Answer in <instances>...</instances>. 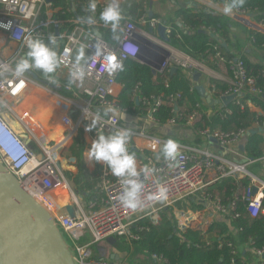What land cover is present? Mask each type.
I'll return each instance as SVG.
<instances>
[{
  "label": "built area",
  "instance_id": "obj_1",
  "mask_svg": "<svg viewBox=\"0 0 264 264\" xmlns=\"http://www.w3.org/2000/svg\"><path fill=\"white\" fill-rule=\"evenodd\" d=\"M97 1L100 3L108 0ZM227 6L229 5L225 7ZM44 7H54L53 0L49 2L47 0H0V33H6L7 38L19 46L10 56L0 54V158L4 165L16 176L24 189L47 208L53 209V191L57 187L65 186L67 180L56 159V147H50L49 142L40 139L43 130L36 123H31L28 120L34 114L31 115L29 110L25 112L29 113V117L24 116L22 111L26 109L21 107L28 88L34 84H41L42 80L38 74L37 79L27 73L22 77H15L12 75V69L18 59L27 56L28 39L43 40L54 36L56 42L53 47L59 58V67L53 75H50L51 79L48 77L49 82L47 80V82H42L46 83L44 84L46 89H52L62 94L71 93L68 100L72 105L73 112L71 114L64 113L63 125L74 126L81 119L92 121L95 115L99 114L100 119L95 125V134L98 133L97 131L129 130L135 146L139 142L143 143L140 146L137 145L144 156L143 163L137 166L138 170L145 166L155 170L152 176L144 180L142 198L156 194L158 186L167 189L166 199L149 202L143 210L133 212L123 206L120 195L124 186L120 178L115 176L103 181L105 196L102 199H96L87 204L76 203L74 217L68 213H58L52 210L54 218L62 226L75 247L77 264H143L135 259L116 260L109 256L110 253L98 256L92 246L104 248L106 253V249L111 245L109 243L111 238L122 237L130 242L138 239L133 230L136 223L142 218H152L151 216L160 218L162 211L167 208H171L175 212L178 211V229L185 231L192 226L191 219L201 212V210L190 207L188 202L190 199L193 202L206 200L207 207H209V203L219 216H227L231 210L229 207L222 204L219 199H208L205 195L206 188L212 182L223 177L249 176L254 186L259 187L256 183L257 180L251 176L244 165L227 161L224 157L209 150L189 147L179 142L177 143L180 147L175 159L167 160L162 154V147L167 141L166 139L153 135L143 128L131 130L121 124V114L128 113L129 110L119 102L116 88L119 82L116 78L122 64L127 59L148 64L161 73L171 70L173 67L180 68L189 75L195 71L202 73L208 71V66L202 60L192 57L171 43L162 41L157 35L150 32V28L155 29L162 22L161 18L148 19L147 15H143L137 23L129 17L123 16L117 28L118 35L112 43L107 41L103 34L98 37L94 31L93 27H96L101 32L99 18L94 15L96 9L88 10L82 16L92 15L94 21L88 24L77 16L71 19L55 17V12L60 8L53 15L48 16L47 9ZM223 9L220 13L226 15ZM226 16L231 20H242L248 27L257 31H264V18L253 19L255 14L249 10L233 8L232 13ZM67 22H71L73 25L71 31L66 29L61 31L59 27L62 28ZM141 25L147 26L149 29ZM108 28H111V25H108ZM182 28L184 29V27ZM171 30L172 26L167 27V33ZM215 51L216 57L221 60L225 59L217 47H215ZM81 52H83V59L80 60V65L85 71V76L82 81L72 82L71 72L74 70L77 57ZM229 61L232 63L233 69L230 88L219 98L235 95L233 101L241 105L240 97L246 93L252 95L264 93V89L257 85L256 79L247 74L243 60L237 58ZM113 63L118 64L119 67L113 69L111 67ZM53 81L55 83L50 84ZM215 91L216 87L212 85L210 93L213 94ZM180 97V93L172 94L170 103L176 104ZM134 99L138 100V104L142 106L136 110L139 111V116L143 120L152 118L156 121L153 114L165 104L162 96L140 97L135 94ZM109 107L116 111L105 112V109ZM200 107L201 105H197V108ZM226 112H230V110H226ZM5 115H10L20 125V133L16 132ZM196 118V112L190 114L186 124H193ZM167 122L174 125L178 123L175 116L168 119ZM198 133L206 139H217L220 146L227 148L238 143L249 132L240 130L236 133L224 134L204 129L198 130ZM26 136L31 138L30 144L25 142ZM33 143L40 147L41 155H38L32 148ZM211 173L215 174L213 179L210 177ZM140 179H144L143 174ZM253 188L245 189L243 201L247 204L250 215L256 217L264 211L262 203L264 195L263 193L254 194ZM182 201L188 202L189 206L186 205L183 208ZM215 221H211L209 217L200 218L204 230ZM87 229L91 232L92 241L81 242ZM254 252L259 257L257 260L249 262L244 258L241 260L233 258L231 264H264V249H254ZM148 255L154 264H168L163 256ZM110 259L112 260L110 261Z\"/></svg>",
  "mask_w": 264,
  "mask_h": 264
},
{
  "label": "trees",
  "instance_id": "obj_2",
  "mask_svg": "<svg viewBox=\"0 0 264 264\" xmlns=\"http://www.w3.org/2000/svg\"><path fill=\"white\" fill-rule=\"evenodd\" d=\"M213 1L218 2L219 0ZM225 1L227 5L234 2V0ZM91 2L96 4L94 15L99 18V28L103 36L113 43L118 35L117 30L114 33L112 28H108V25L100 19V13L110 1L98 3L97 0H73L72 3L71 0H56L54 7L60 9L55 12V17L71 19L77 15L83 16L90 10ZM120 4L122 17H129L137 23L143 15H148L150 11V2L147 0H125ZM240 9L249 10L258 19L264 18V0H245ZM152 18L160 17L153 13ZM176 19L182 22L184 29L172 23V30L168 33L171 45L205 63L210 61L224 63L229 67L231 74L233 69L229 60L240 58L245 63L247 74L254 77L257 85L264 89V67L252 63L245 55L236 56L230 52L229 48L222 46L220 40H225L228 45L232 44L230 19L226 15L210 12L207 8H189L183 5L176 12ZM72 27V23L67 22L59 29L71 31ZM212 34L219 38L216 39ZM250 35L255 46H264V33L250 30ZM41 41L48 44L49 38ZM236 46L238 48V44ZM215 47L222 53L224 60L216 57ZM36 72L42 81H48V76L40 70ZM116 80L122 85L119 102L131 112L141 106L134 99L135 94L140 97L162 96L164 98L165 104L153 114L159 124H166L168 119L175 116L179 126H186L188 116L194 112L197 113V118L192 125L195 131L208 129L211 132L228 134L240 130L258 129L264 124V114L259 115L250 106L251 103L264 111V93L259 95L246 93L240 97L241 105L232 101L227 106L218 104L210 106L192 85V77L180 68L174 72L166 70L161 73L148 64L127 59L122 64ZM213 83L216 87V97H220L230 88V83L218 80ZM175 93H180L181 97L176 104H171L170 96ZM63 94L71 96V93ZM197 105L201 107L197 108ZM211 109L212 114L208 115ZM12 120L8 121L12 127L15 123L13 128L20 133L19 124ZM256 124L259 126L256 127ZM263 143L264 136L261 132L248 134L244 141V154L253 160L262 158L264 156ZM83 148L84 144L80 136L75 138L69 148V157H76L77 165L83 162ZM65 174L75 181L77 193L83 195L87 202L99 199L98 191L101 190L104 193L102 180L99 179L97 173H89L86 168H79L75 175L69 171ZM249 187H254L249 176L223 177L211 183L206 188L205 195L208 199H219L222 204L229 207L231 210L227 216L224 218L220 216V219L218 218L206 230L202 229L200 220H196L192 222L191 227L182 231L178 229L176 220L171 218L172 215L169 214L170 210L167 208L161 213L160 223H155L148 218L140 219L133 229L138 239L132 240V243L145 253L163 256L168 264H231L233 258L242 259L238 252L237 242L249 243L254 249L262 250L264 249V211L256 217H252L248 212L247 204L243 201V194ZM262 203L264 207V198ZM191 206L195 210L205 209L206 200H195ZM226 220L229 222L227 223Z\"/></svg>",
  "mask_w": 264,
  "mask_h": 264
},
{
  "label": "crops",
  "instance_id": "obj_3",
  "mask_svg": "<svg viewBox=\"0 0 264 264\" xmlns=\"http://www.w3.org/2000/svg\"><path fill=\"white\" fill-rule=\"evenodd\" d=\"M55 1L56 0H53V3ZM108 1L111 2V0H108ZM123 1H125V0H118V2H123ZM147 1L150 2V9L149 10H152L154 12V14L159 15V17L162 19V21L163 20L167 21L166 27H169V26L171 27L173 22L177 24V22L180 21L179 19H176V12L183 5H187V7H189V8H192V7H194V8H199V7L207 8L210 12L213 11V12H219V13L223 9V7H225L227 5L225 0L224 1L219 0L216 3H214L210 0H147ZM44 8L47 9V15L51 16L54 14V12L56 10H58L59 7H52V8L44 7ZM147 16H148V19L152 18V17H150L149 14ZM255 18L256 17H253V19H255ZM141 26L149 29V27H147V26H143V25H141ZM156 28L154 29V32H152V33L159 37V34H158ZM250 30H256V29L248 27L245 23H243L242 20H239V19L231 20L230 19V32H231L232 44L228 45L225 40H220V41L222 42V46H223V44L227 45L226 47L225 46H223V47L229 48L230 52L234 53L236 56L245 55L247 57V59H249V61H251L252 63L260 64L264 67V46L258 47L252 43ZM260 32L264 33V31H260ZM215 38L218 39L219 37L216 36ZM236 44H238V48H237ZM17 47H19L18 44L14 43L13 41H10L7 38L6 33H0V54H2L3 56H10L17 49ZM205 65L208 66V71L204 72V73L201 72L202 75L199 77L198 81L194 80V78H193L194 73L192 75H190L192 77V85L194 86V88L198 84L204 85L205 88L207 89L209 95H211L214 99L218 100L220 98L215 96L216 91L213 94L210 93L211 92V86L215 85L213 82L215 80H218V81L226 82L229 84L232 74L230 73L229 67L224 63L220 64V63H215L213 61H210L209 63H205ZM178 69L179 68H177L176 70H178ZM31 71H33L37 75L36 71H34V70H31ZM171 71L174 72L173 69H171ZM27 74L31 75L29 73H27ZM40 82H41V84H34L28 88V90L25 94V97L28 95L27 96L28 98L24 102V99H25V97H24V99L22 101V102H24L23 107L26 109L25 111H23V113H24L23 115L29 117V113H25V112L29 111L30 109H32V110L34 109V111H33V112H35V113H33L34 115L29 117L28 120L31 123L34 122L36 124L39 121H41L40 122L41 124H39V128H45L46 129L48 127L49 123H51L50 119H52V121H54L58 117L57 121L59 122V119H60L61 123H63L64 113L66 112V113L71 114L73 112V110H72V105H71L70 101L68 100L69 99L68 96H65L61 92L59 93V92H56L52 89H46L44 87V84H46V83H44L42 81H40ZM116 88H117L118 94L120 96V94L122 92L121 84H118ZM38 89H39V91H38ZM41 93H43L44 96H42ZM203 100L205 101V99H203ZM59 101L62 104L63 103L67 104V106H65V107L62 106ZM215 104H218L221 106L224 105L222 102L221 103H215ZM209 105L211 106V104H209ZM21 106H22V104H21ZM250 106H251V109L254 112H257L259 115L264 114V111L261 108L256 107V106L252 105L251 103H250ZM38 109L41 110L40 113H36V111ZM139 114L140 113L138 110H135L134 112L129 111L128 113H122L120 118H121V124L123 125V127L127 128V129H131V130H140L143 128L146 131L150 132L151 134L162 137L166 140L173 139V140H175L179 143H183L189 147L206 149V150H209L210 152H212L218 156L224 157L227 161H233L237 164L244 165L246 167V169L248 170V172L251 174V176L257 180L256 183L259 185L257 193H263V195H264V159H263L264 156L260 159H257V160H253V161L249 160V161L244 162L245 159H248L249 157L246 156L244 154V151H242L240 149V146L244 144L245 138L249 133L246 136L242 137V139H240L238 141V143L231 145L230 147L223 148L222 146H220V144L218 142L213 141L211 139H206L204 136L200 135V133H198V131H195L192 127L193 124H186V126H179L178 124L174 125V124H170L168 122L166 124H159L158 121H155L152 118H148L146 120H143V119H141ZM211 114H212V109L208 111V115H211ZM35 116L37 118H35ZM6 118L11 119L10 115H6ZM91 122L92 121H88V120L84 121L83 119H81L77 124H75L74 126H70V127H66L65 125H62L59 123L61 126H63L65 128L64 131L54 129L53 132H51L49 134L52 136V134L62 133V135H63L62 140L63 139L64 140L63 141L62 140L57 141V143H56V146L60 145V149H61L60 150V157L61 158H62L61 155H63L66 151H68L69 148L72 146V144L75 141V138L80 136L81 140L84 144L83 166L81 167V169L86 168L89 171V173H97L99 179L102 180V188H103V181L106 178H114L115 176L113 174H111L109 176H104V173H102L101 167H100V163L102 165H103V163L102 162H96L95 160L90 161L88 159V151L91 147V143H92V141L97 139L95 137L96 126L94 128H92L91 130H88V126L91 124ZM258 126L259 125H257L256 127H258ZM18 127H19L18 129L20 130L21 129L20 125ZM260 128H262L263 131H257V132H261L262 135L264 136V126H262ZM260 128H258V129H260ZM258 129H256V130H258ZM97 132H98V136L99 135L107 136V135L114 133L112 131H110V132L109 131H97ZM248 132H250V131H248ZM49 139H52V137H50ZM201 143L204 144L206 147L201 148ZM142 144H143L142 142L137 143L138 146H140ZM137 145L135 146L131 137L129 136V142H128L127 147L129 149V152L134 151L137 153L138 158H139V160L137 161V163H138L137 166H139L143 163L144 156H143V153L138 149ZM262 147L264 149V143H263ZM70 158L71 157H69V162L71 164L70 165L71 167L70 168L68 167L64 170V175H65V178L67 179L68 182L71 179H68L65 172L69 171V172L73 173V175H75V174H77V172L79 170L78 165L76 164V157H74L75 161H70ZM59 163H60V161H59ZM60 165H61V163H60ZM104 165H106V164H104ZM61 167H62V165H61ZM210 175H211L210 177L212 179L215 177L214 173H211ZM69 188H72V185H69ZM102 191H104V190L102 189ZM98 194H99L98 200L102 199L105 196V193L101 192V190L98 191ZM73 195H74V190H73ZM80 198L74 199L73 200L74 202L71 200V202H72L71 205L75 207L76 203H78V202L80 203V202H82V200L86 204L89 203L85 200V198L82 195L80 196ZM188 202H189L190 207L193 208L191 205L194 202L191 199ZM188 202H186V203L188 204ZM62 205H64V203H62L60 205L56 204L57 208L54 209L53 211L54 212L59 211L60 208L62 207ZM208 205H209V207L206 206L207 207L206 209H202L201 212L197 213L198 217L202 218V219L209 217V219L211 221L218 220V218L220 216L216 213L215 208L212 205H210L209 203H208ZM222 218H224V217H222ZM220 221H222V219ZM226 222L228 223L229 220H226ZM117 239L118 238H115L114 243H112L111 239H110L109 243L113 246L118 241ZM111 245H110V247L108 246V249H106V253H108V254L110 253V255H109L110 257L112 255H115L116 257H118V259H121V260L122 259H135L137 261L142 262L143 264H154V263H150V262L145 261V258L143 257V254H140L139 249H136V250L134 249L135 251L133 250L134 252L137 253V256L132 257V255H130V254H125V253L117 251ZM98 248H100V247H98ZM237 248H238V252H239L240 256L249 262L257 260L259 258L255 254L254 248L249 243H241V242L238 243L237 242ZM143 252H144V250H143ZM99 254L100 255H98V256H104V255H101V252H99Z\"/></svg>",
  "mask_w": 264,
  "mask_h": 264
},
{
  "label": "water",
  "instance_id": "obj_4",
  "mask_svg": "<svg viewBox=\"0 0 264 264\" xmlns=\"http://www.w3.org/2000/svg\"><path fill=\"white\" fill-rule=\"evenodd\" d=\"M71 2L73 3V0ZM119 5H121L120 2ZM72 7L75 10L74 4ZM153 13L152 10L149 11L150 17H153ZM77 17L88 24L94 21L91 14L86 17L77 15ZM166 23L167 21L163 20L156 29L159 38L170 43ZM177 25L183 27L181 21H178ZM93 28L98 37L102 36L96 27ZM150 32H154V28H150ZM212 36L216 37L215 34ZM223 46L227 45L223 44ZM176 69L173 67L174 71ZM27 73L31 74L34 79L38 78L36 73L31 70H28ZM201 75V72L195 71L194 80L198 81ZM195 89L211 105L222 102L226 106L236 97L235 95L222 96L216 100L209 95L204 85L198 84ZM136 102L138 103V100ZM257 131H263V129H252L249 134H254ZM211 140L217 142L215 138ZM25 142L30 144L31 138L26 136ZM240 149L245 150L244 144L240 146ZM249 160L253 159L248 158L244 162ZM70 161H75V158L71 157ZM253 192L254 194L258 192L257 185L254 186ZM74 212L72 205H68L64 210V213H68L71 217H74ZM111 242L114 243L115 238H111ZM75 257V247L62 226L54 218L53 212L24 189L21 182L0 158V264H77ZM111 258L118 259L115 255H112Z\"/></svg>",
  "mask_w": 264,
  "mask_h": 264
},
{
  "label": "clouds",
  "instance_id": "obj_5",
  "mask_svg": "<svg viewBox=\"0 0 264 264\" xmlns=\"http://www.w3.org/2000/svg\"><path fill=\"white\" fill-rule=\"evenodd\" d=\"M244 3L245 0H234L231 5L224 7L223 12L226 15L230 14L233 8L243 7ZM89 9L92 11L96 9L95 2L89 4ZM100 19L105 25H111L113 32H116L122 19L118 0H111L100 13ZM55 42L54 36L49 37L48 44H45L39 39H28L27 47L29 51L27 52V56L16 61L15 67L12 69V75L15 77H22L28 70H40L51 79L50 74H53L59 67V58L53 47ZM81 59H83V52L77 57V64L71 72L72 82L76 80L82 81L85 76V71L80 65ZM111 67L115 69L118 68L119 65L113 63ZM5 70L7 71L8 69ZM114 111L116 110L111 107L105 109V112ZM99 119V114H96L91 124L88 126V130L94 128ZM129 136V130L126 129L117 130L113 134L107 136L99 135L98 138L91 143V147L88 151V159L90 161L95 160L96 162L106 164L111 170V173L120 178L124 186V190L120 195V200L124 207L135 212L146 208L149 202L166 199L167 189L158 186V192L156 194L142 198L141 193L144 188V180L152 176L155 170L147 166L138 170L135 156L129 152L127 147ZM179 147L180 145L177 141L168 139L162 147L164 158L167 160L175 159ZM141 174H143V180L140 179Z\"/></svg>",
  "mask_w": 264,
  "mask_h": 264
},
{
  "label": "rangeland",
  "instance_id": "obj_6",
  "mask_svg": "<svg viewBox=\"0 0 264 264\" xmlns=\"http://www.w3.org/2000/svg\"><path fill=\"white\" fill-rule=\"evenodd\" d=\"M38 91H39V89H38ZM28 96V95H27ZM25 97V99H24V102L27 100V98L28 97ZM24 102H22V108H24L23 107V104H24ZM60 102V101H59ZM61 103V102H60ZM64 104V105H63ZM61 103V105L62 106H67V104H65V103ZM30 109V108H29ZM30 111H31V115H33V113H35V112H33L34 111V109L32 110V109H30ZM33 112V113H32ZM25 116V115H24ZM58 116V115H57ZM11 117V116H10ZM56 118V117H55ZM54 118V119H55ZM57 119H58V117L56 118V120H54V121H52V119H50V122L51 123H49V125H48V127L45 129V128H40V129H42L43 130V133H42V135H41V137H40V139L41 140H43L44 142H49V146L50 147H56V151H57V153H55V155H56V159H57V161H60V163H61V165H62V167H61V170H62V172H64V170L66 169V168H70L71 166V164H70V162H69V150L68 151H66L63 155H61L62 156V158L60 157V145L59 146H56V143H57V141L56 140H53L54 138H56L57 137V135L58 134H52V139H48V138H50V134L49 133H51V132H53V130L54 129H58V130H61V131H64V127L63 126H61L60 124H61V120L59 119V122L57 121ZM9 121H11L12 120V118L11 119H8ZM13 121V120H12ZM16 122V121H15ZM41 121H39L38 123H37V126L39 127V124H41L40 123ZM60 123V124H59ZM16 125V124H15ZM63 125V124H62ZM21 130V129H20ZM46 132V133H45ZM47 134V135H46ZM206 146L204 145V144H202L201 143V148H205ZM32 148L36 151V153L38 154V155H41L42 154V151H41V149H40V147L36 144V143H33L32 144ZM83 166V162H81L79 165H78V168H81ZM100 167H101V169H102V167H103V165L100 163ZM69 179V178H68ZM71 180H69V182L67 181V184L64 186L65 187V189L62 191L60 188H57L56 190H54L53 191V200H54V207H53V209L52 210H54V209H56L57 208V206H56V204H58V205H60V204H62V203H67V202H69V201H73L74 200V198H80V196H79V194L77 193V191H76V187H77V184L75 183V181L72 179V178H70ZM67 180V179H66ZM69 185H72V188H69ZM67 186V187H66ZM71 187V186H70ZM73 190H74V197H73ZM67 191V192H66ZM61 194V195H60ZM83 196V195H82ZM73 197V198H72ZM58 198V199H57ZM81 199V198H80ZM83 199V198H82ZM74 202V201H73ZM82 202L84 203V201L82 200ZM71 203L72 202H70V205H71ZM182 203V207L183 208H185L186 207V205H188L187 203H186V201H182L181 202ZM85 204V203H84ZM189 206V205H188ZM170 210V215H172L171 216V218H174L175 220H176V222L178 223V218H179V215H178V211H173V209H169ZM169 215V216H170ZM152 218H148V219H150L151 221H153V222H155V223H160V221H161V215H160V218H159V216H151ZM157 219H159V220H157ZM202 227H204L203 225H202ZM67 234V233H66ZM69 237V236H68ZM92 241V235H91V232L87 229L86 230V233H85V236H84V238L83 239H81V242H91ZM112 246V245H111ZM113 248H115L117 251H119V252H122V253H125V254H130V255H132V257H136L137 256V253L136 252H134L136 249H139V251H140V254H143V257L145 258V261H147V262H150V263H153V261L151 260V259H149L148 257H149V255L148 254H146V253H144L143 252V250L142 249H140L139 247H137V246H135V245H133V243H132V241L130 242V241H128V239L126 240L125 238H122V237H119L118 238V241L116 242V244L115 245H113L112 246ZM92 248H93V250H94V252H95V254H97V255H100L99 254V252H101V255H103V254H105V255H107L108 253H105V249L104 248H98V247H94V246H92ZM135 249V250H134ZM134 250V251H133ZM112 259H110V261H111ZM114 262H117V261H114Z\"/></svg>",
  "mask_w": 264,
  "mask_h": 264
},
{
  "label": "bare ground",
  "instance_id": "obj_7",
  "mask_svg": "<svg viewBox=\"0 0 264 264\" xmlns=\"http://www.w3.org/2000/svg\"><path fill=\"white\" fill-rule=\"evenodd\" d=\"M47 91V90H46ZM49 91V90H48ZM52 94V93H51ZM41 95L42 96H44V94L43 93H41ZM68 103V102H67ZM32 104V103H31ZM23 112V111H22ZM41 112V110L40 109H38L37 111H36V113H40ZM63 115V114H62ZM63 117H64V115H63ZM35 118H37L36 116H35ZM61 124H63V123H61ZM13 127H15V124H13ZM46 133V132H45ZM97 134V135H96ZM95 134V137L96 138H98V133H96ZM47 135V134H46ZM50 137H52V136H50ZM62 138H63V135H62V133H60V134H58L57 135V137L56 138H54L53 140H56V141H60V140H62ZM49 139V138H48ZM64 140V139H63ZM62 140V141H63ZM60 144V143H59ZM131 154H133L134 156H135V159H136V164H138L137 163V161L139 160V158H138V155H137V153L136 152H130ZM101 171H102V173H104V176H109V175H111L112 173H111V170L108 168V166L107 165H104L103 164V167H102V169H101ZM37 179V178H36ZM57 188H60L62 191L65 189V187L64 186H60V187H57ZM57 188H55L54 190H56ZM53 191V190H52ZM67 192V191H66ZM61 195V194H60ZM73 197H74V195H73ZM72 197V198H73ZM58 199V198H57ZM74 199H77V197L76 198H74ZM70 202L71 201H69V202H67V203H65L64 205H62V207L60 208V210L59 211H57L58 213H60V212H64V210H65V208L68 206V205H70ZM52 211V210H51ZM196 220H200V218L198 217V215H195L192 219H191V223L192 222H194V221H196Z\"/></svg>",
  "mask_w": 264,
  "mask_h": 264
}]
</instances>
